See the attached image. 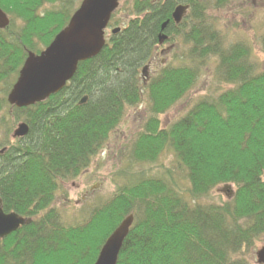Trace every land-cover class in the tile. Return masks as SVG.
<instances>
[{"label": "trees", "instance_id": "16d2710c", "mask_svg": "<svg viewBox=\"0 0 264 264\" xmlns=\"http://www.w3.org/2000/svg\"><path fill=\"white\" fill-rule=\"evenodd\" d=\"M81 2L0 0L10 20L0 29V204L30 220L0 242V264H95L130 215L134 223L117 264H252L241 253L264 236V69L249 46L228 42L210 18V10L231 0H135L118 33L97 57L79 64L60 93L31 107L10 106L28 54L48 48ZM46 5L52 9L43 11ZM178 6L189 8L179 24L173 19ZM160 35L190 46L184 53L190 65L182 57L147 84L144 71ZM262 44L264 50V38ZM204 64L214 67L217 88L161 128L160 117L206 75ZM145 94L148 116L126 148L125 181L88 222L66 226L51 208L57 192L90 167ZM21 123L29 132L14 139ZM165 154L182 171L149 176L135 170ZM180 172L187 189L177 181ZM223 186L232 194L210 200Z\"/></svg>", "mask_w": 264, "mask_h": 264}, {"label": "rangeland", "instance_id": "374dc122", "mask_svg": "<svg viewBox=\"0 0 264 264\" xmlns=\"http://www.w3.org/2000/svg\"><path fill=\"white\" fill-rule=\"evenodd\" d=\"M84 0H82L83 2ZM135 0H120L119 9L114 20H111L109 28L106 31V39L113 34V31L122 28L125 20L129 18L132 4ZM82 2L78 6L80 8ZM52 9L49 5L43 7ZM76 10V11H77ZM189 10V9H188ZM182 17L180 23L185 18L187 11ZM212 22L221 26L220 28L226 35V40L230 43L240 42L249 46L256 64L264 69V0H231V2L221 8H213L209 11ZM42 13V12H41ZM125 19V20H124ZM10 24V23H9ZM114 24H119L115 26ZM179 42L169 43L167 37L160 35L153 58L150 59L148 70L144 71L143 79L145 83L157 76V74L166 66H178L186 60L184 53H188L190 46H179ZM183 54V55H182ZM183 57V61L182 60ZM190 65V62H187ZM190 61V60H189ZM146 64V65H147ZM204 66L193 90L181 99L175 106L160 117L161 128L168 127L178 118L186 113L196 101L217 88L214 77V67ZM210 70L212 72L210 73ZM223 88L228 89L225 86ZM85 99V98H84ZM150 99L147 94L144 95L143 102L137 107L129 108L122 122L111 134L104 149L94 158L93 163L88 169L83 171L77 178L65 181L55 196V201L51 208L56 209L66 226L82 225L88 222L94 209L106 203L112 193L116 191L117 184L121 185L125 181L122 176L123 162L126 159V148L135 140L136 134L141 130L148 114ZM4 149L0 148V153ZM135 170L145 171L149 176H163L172 169L182 171V169L173 162L172 155L165 154L158 161L153 163H137ZM177 181L184 184L187 189L189 184L184 179V173L175 174ZM210 200L216 202L225 201L233 192V188L219 187L213 191ZM264 247V236L256 244L252 251H243L245 259L252 264H257L256 253Z\"/></svg>", "mask_w": 264, "mask_h": 264}, {"label": "water", "instance_id": "95a60500", "mask_svg": "<svg viewBox=\"0 0 264 264\" xmlns=\"http://www.w3.org/2000/svg\"><path fill=\"white\" fill-rule=\"evenodd\" d=\"M119 4L120 0H84L68 26L48 48L40 54H28L8 96L10 106L18 109L31 107L60 93L76 75L79 64L97 57L104 49L106 30ZM186 10L187 7L181 6L173 13L177 24ZM9 23V18L0 9V29H6ZM118 31L114 30L113 34ZM86 101L87 98L83 99L81 104ZM28 132V126L21 123L15 129L13 138H23ZM26 221L15 214H3L0 206V242L25 225ZM133 223V215L121 223L106 241L95 264L118 263ZM256 257L258 264H264V247L257 252Z\"/></svg>", "mask_w": 264, "mask_h": 264}, {"label": "bare ground", "instance_id": "6f19581e", "mask_svg": "<svg viewBox=\"0 0 264 264\" xmlns=\"http://www.w3.org/2000/svg\"><path fill=\"white\" fill-rule=\"evenodd\" d=\"M178 7H181V6H178ZM178 7H177V8H178ZM177 8H176V9H177ZM176 9H175V10H176ZM188 9H189V8L187 7V10H188ZM174 12H175V11H174ZM0 203H1V200H0ZM2 211H3V214H5V215L9 214V213H6V212L3 210V208H2ZM26 222L29 224V223H30V220L27 219ZM22 226H23V225H22ZM22 226H20L19 229H20ZM120 254H121V253H120Z\"/></svg>", "mask_w": 264, "mask_h": 264}, {"label": "flooded vegetation", "instance_id": "af4514ba", "mask_svg": "<svg viewBox=\"0 0 264 264\" xmlns=\"http://www.w3.org/2000/svg\"><path fill=\"white\" fill-rule=\"evenodd\" d=\"M10 214V213H9Z\"/></svg>", "mask_w": 264, "mask_h": 264}]
</instances>
